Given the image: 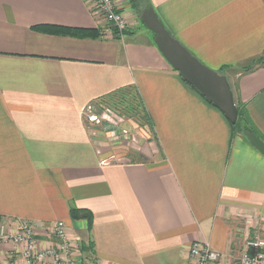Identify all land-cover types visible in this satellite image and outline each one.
<instances>
[{
  "label": "crops",
  "instance_id": "obj_1",
  "mask_svg": "<svg viewBox=\"0 0 264 264\" xmlns=\"http://www.w3.org/2000/svg\"><path fill=\"white\" fill-rule=\"evenodd\" d=\"M123 1L121 38L102 35L87 0H0V219L63 221L76 258L98 264H187L197 240L222 254L217 264H233L247 234L264 236V154L171 66ZM149 3L193 55L223 70L264 139V65L242 70L264 54V0ZM59 26L100 36L48 31ZM129 89L153 130L107 112L89 127L87 106ZM110 120L146 159L108 141ZM16 249L0 245V259Z\"/></svg>",
  "mask_w": 264,
  "mask_h": 264
},
{
  "label": "built area",
  "instance_id": "obj_2",
  "mask_svg": "<svg viewBox=\"0 0 264 264\" xmlns=\"http://www.w3.org/2000/svg\"><path fill=\"white\" fill-rule=\"evenodd\" d=\"M87 1L92 14L107 23L100 28L102 35L122 38L129 23L117 0ZM84 116L89 127L101 125L103 115H99L94 105L86 107ZM118 127L112 120L103 125L109 142L115 143L119 137L126 141L127 135L119 132L116 135ZM5 244L17 248L16 256L11 260L0 259V264H98L90 257L76 258V247L63 221L37 226L22 219H0V245ZM221 258L222 254L208 241L197 240L189 248L187 264H217ZM233 264H264V236L259 232L247 234Z\"/></svg>",
  "mask_w": 264,
  "mask_h": 264
},
{
  "label": "water",
  "instance_id": "obj_3",
  "mask_svg": "<svg viewBox=\"0 0 264 264\" xmlns=\"http://www.w3.org/2000/svg\"><path fill=\"white\" fill-rule=\"evenodd\" d=\"M141 21L155 33L154 39L159 50L183 79L223 111L231 123H236L239 108L228 77L208 67L193 55L169 32L152 6L142 12ZM244 134L250 143L264 154V139L253 131H246Z\"/></svg>",
  "mask_w": 264,
  "mask_h": 264
},
{
  "label": "trees",
  "instance_id": "obj_4",
  "mask_svg": "<svg viewBox=\"0 0 264 264\" xmlns=\"http://www.w3.org/2000/svg\"><path fill=\"white\" fill-rule=\"evenodd\" d=\"M128 2L131 4V6L140 15L142 14L144 9L148 8L151 5L149 3V0H129ZM43 29L47 30L45 28H43ZM48 31L49 32H54V33H59V34H66V35L72 34V35L80 36V37L95 38V37H99L100 36L99 29H78V28L77 29H73V28H67V27H60L59 26V27L50 28ZM257 65H264V54L259 56L256 59H254L249 65H246L245 67H243L242 70L243 71H249V70L254 69ZM219 72L223 74V70H220ZM190 86H192V85H190ZM125 96L129 98V100L126 101L128 103V105H125L123 103L122 106H123L124 109L128 108L126 110H128L129 112L132 113V115H128V116L133 117V118H137L138 120L143 122V124L147 125L148 127H150V129L153 130L151 122L149 121V119H148V117H147V115L145 113L144 107L142 105V101H141L139 95L137 94V92L132 91V90L129 89V92H128L127 95L121 96L120 98H119V95H114L112 97H109V99L116 98L117 99V103L118 104L120 103V105H121V102H123L122 100L125 99ZM210 103H211V101H210ZM113 105L117 107V105H115V104H113ZM246 119H247V117L245 116V112L242 109H239V118H238L236 123H232L233 130L235 132H241L243 134L246 131H253L254 132L253 128L246 122ZM71 212H72V215L75 218L82 217V216L89 217V214H88V212L86 210H79V209H76V208H72ZM82 249L85 250V247L82 246Z\"/></svg>",
  "mask_w": 264,
  "mask_h": 264
},
{
  "label": "rangeland",
  "instance_id": "obj_5",
  "mask_svg": "<svg viewBox=\"0 0 264 264\" xmlns=\"http://www.w3.org/2000/svg\"><path fill=\"white\" fill-rule=\"evenodd\" d=\"M127 1H129V0H127ZM124 2L125 1H123V3L122 2H118V7L121 9V5H124ZM120 5V6H119ZM131 5V4H130ZM130 7H132V6H130ZM122 10V9H121ZM124 13V12H123ZM124 15H125V17H126V19L128 20L129 19V16L128 15H126V13H124ZM136 18H137V20H141V15L136 11ZM105 20L103 19V22H104ZM107 23L105 22V25H106ZM123 102H121V105H120V103L118 104L117 103V99L116 98H114V99H105V100H103L100 104H95V107L97 108V112L99 113V115L101 116V115H104V113H108L109 115H114V114H116V116H123V115H125V116H127L128 118H133V117H130V116H128V115H132V113L131 112H129L128 110H126V109H128V108H126V109H124L123 108V106H122V104L124 103L125 105H128V103L126 102V101H124V100H122ZM120 102V101H119ZM132 102V101H131ZM133 103V102H132ZM113 104H115V105H117V107L116 106H114ZM114 107V108H113ZM107 115V114H106ZM115 116V115H114ZM123 117V119L124 118H126V117ZM112 118H114V117H112ZM141 118V117H140ZM142 119V118H141ZM134 120V119H133ZM126 131H127V129H125V128H123V127H121V126H119L118 128H117V130H116V135H119L118 134V132L119 133H123V134H125L126 133ZM117 140V139H116ZM115 140V141H116ZM112 144H115V145H122V146H124V147H129V150H131V149H133L132 150V152H133V154H131L134 158H138V159H146L147 157L145 156V154H143L142 153V149L139 147V148H133L134 147V145H133V143L132 142H127V141H125V139H123V138H118V140L115 142V143H112ZM138 146V145H137ZM124 147H118V148H124ZM136 149H137V151H136ZM127 151H129L128 149H126ZM2 259V258H1Z\"/></svg>",
  "mask_w": 264,
  "mask_h": 264
},
{
  "label": "bare ground",
  "instance_id": "obj_6",
  "mask_svg": "<svg viewBox=\"0 0 264 264\" xmlns=\"http://www.w3.org/2000/svg\"><path fill=\"white\" fill-rule=\"evenodd\" d=\"M142 22V21H141ZM128 28H129V26H128Z\"/></svg>",
  "mask_w": 264,
  "mask_h": 264
}]
</instances>
